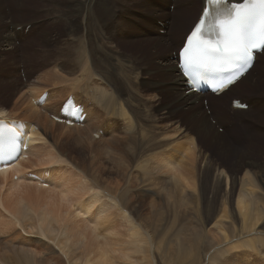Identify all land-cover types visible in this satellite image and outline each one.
Instances as JSON below:
<instances>
[{"label": "bare ground", "instance_id": "6f19581e", "mask_svg": "<svg viewBox=\"0 0 264 264\" xmlns=\"http://www.w3.org/2000/svg\"><path fill=\"white\" fill-rule=\"evenodd\" d=\"M162 1L175 3V0ZM205 1L202 0L199 15L182 44L180 45L178 38L175 39L179 40L173 43L176 47L183 46L187 35L201 16ZM185 2L187 7L178 8L174 16L170 10L164 11V15L158 11L155 12L157 16L153 15L166 24L173 18L172 29L170 30V25V31H166L165 36L136 32L140 27L139 22L130 18V30H123V37H117L108 28L112 20L107 26H103L96 19L94 26L97 44L89 49L88 60L80 57L76 61L81 76L73 80L68 91L58 94L42 88L37 94L40 86L31 82L28 93H20L10 107L12 110L0 109V119L21 120L28 126L34 125L37 128L29 156L7 172L0 173V207L6 214L5 219L0 215L3 218H0V264H118L117 260L120 259H129L134 263L133 253L144 251L149 257L144 264H154V254L158 249L156 228L145 222L141 216L145 212V216L152 215L156 220L165 216L162 220L170 228L177 219L185 223L183 227L181 223L178 224L181 227L179 231L186 230L185 233L194 238L189 264L264 263V138L256 141L258 146L255 150L252 144L240 145L239 153L234 151L233 162L238 167L233 173L225 166L214 167L212 180L215 185H223L224 189L217 197L222 203L221 208L213 217L211 203L203 210L206 196L204 197L200 184L193 179L195 172L201 171V168L212 167V160L209 153L202 154V148L194 136L189 137L187 132H183L180 117L185 114L187 120L197 119L195 111L201 105L196 104L204 94L196 93L187 86L178 67L180 48L175 61L173 54L167 53L170 50V38L166 40L167 35H180L193 19L190 5L194 1ZM24 3L27 5L23 6ZM34 3L37 5L38 2L31 5L26 1L17 2L16 5H11V9L20 7L23 17L27 11L32 12L27 16L34 13L36 15L37 11L30 10L32 7L26 9L35 5ZM176 3L180 5L181 0H176ZM83 5L85 3L79 6L82 25L86 20ZM21 11L19 14H22ZM6 22V19H0V24ZM10 22L12 21L7 23L8 29L0 35V49L10 56H17L22 52L19 53L20 60L32 63V54L37 56L44 48L37 46L39 40L34 36L26 37L28 42L17 47L15 42L24 37L18 28L22 24L13 23L10 26ZM33 22L40 23V20L34 19ZM155 23L157 24V19ZM161 28L165 29L161 26L156 30L157 33ZM160 32L164 30L161 29ZM79 33L82 34L81 30H72L67 34L76 41L80 39ZM107 42L112 44L106 46ZM70 45L72 44L68 43L62 49L66 56L71 55ZM30 47H35L31 55L26 53ZM99 49L105 52L104 58L98 56ZM59 51L57 50L58 55ZM120 52L124 53L125 62H121ZM263 55L264 52L258 54L246 76L222 94H205L209 96L208 103L222 104L231 92L238 93L245 84L250 85L255 78L250 79L251 74ZM57 57H52V61ZM74 60L73 58L70 62L72 68ZM143 65L147 68L145 72ZM261 68L264 72V65ZM114 75L118 76L121 84L116 82ZM159 77L163 78L158 79ZM38 80L51 85L66 81L62 74L55 72L49 73L45 78L39 77ZM260 80H264V74ZM7 82L0 80L2 96L3 86ZM6 88L10 92L15 91L11 87ZM44 92H48L46 101L38 103ZM260 93L252 94L246 111L234 108L231 110L237 137L247 138L245 144L251 143L253 138L258 139L255 135L256 127L264 126V94ZM71 95L84 105L88 114L81 125L67 126L52 118L53 115L60 116L62 104ZM6 101L5 104H9V99ZM201 102L204 106L205 98ZM218 107L219 110L222 109ZM215 127L211 123H203L202 128L199 127L203 131V142L207 141V135L214 140H211L213 145L219 138L221 140ZM253 131L255 134L251 137ZM185 138L186 143H182L181 140ZM221 155L226 160L230 156V150L222 151ZM30 171L35 172L36 177L30 178ZM14 176H17V180L12 179ZM73 176L78 177L77 185L73 183ZM76 187H88L93 192L87 202L80 206V210L75 204L74 207L80 213L89 214L94 209L95 220L106 219L104 223L107 225L111 212L115 210L128 227L130 239L121 241V237L113 231V222L106 228L100 225L105 228V233L104 230L97 232L96 240L90 236L89 239L86 233L89 221L70 224L67 217L71 213L64 204ZM3 189H8V193H4L5 197L1 195ZM75 192H78L77 189ZM74 194L72 193V198ZM79 199L77 201L81 202V198ZM79 212L75 215L77 219ZM228 213L232 221L223 219ZM235 214L240 220L239 224ZM210 219L212 226L207 223H210ZM90 229L94 231L91 227ZM122 233L126 235L123 231ZM33 234L36 237H32ZM112 235L119 240L112 239ZM101 238L104 243L100 242ZM90 240L98 245L91 244L88 242ZM87 242L91 249L89 253L85 250ZM201 246L203 250H200ZM118 252L122 257L116 255ZM255 253L262 254V257L249 261L255 258ZM140 257L143 261L142 256Z\"/></svg>", "mask_w": 264, "mask_h": 264}, {"label": "rangeland", "instance_id": "374dc122", "mask_svg": "<svg viewBox=\"0 0 264 264\" xmlns=\"http://www.w3.org/2000/svg\"><path fill=\"white\" fill-rule=\"evenodd\" d=\"M25 1L28 2V5H31L35 1L38 2L37 5L34 3L35 5L26 7V9H29V7H32V9L30 10L37 11L36 15L34 13V15L27 16V14L30 15L32 13L31 11H27L25 13V16L23 17L24 13H22L20 7L16 8L15 10L11 9V5H16L17 2H25ZM85 1L86 0H0V19H6L7 21L5 24H0V31H1L0 35L8 29L7 23L9 20H11L12 22H10V26L13 23L22 24L18 26V28L24 37L23 38L21 37L19 40L15 42L17 47H22L23 44L28 42L29 39H26V37L31 38L34 36L35 38H38L39 40V42L37 43V46L39 48H44V50L38 53L37 56H35V54H32L35 47L34 48L30 47V49L27 50L26 52L27 54L33 55V58L30 60V62L32 63H29V64H27V62L24 63L23 61L20 60L19 53L22 54V52H19L17 54L18 56L17 57L16 55L10 56L8 52L4 53L0 49V80L8 81L3 86V96L0 95V102H1L0 109L12 110L10 107H12L13 102L17 100L20 93L21 92H24L26 94L28 93L29 87H30L29 84L31 82H34L35 84L40 86V89L38 90L37 94L40 93L42 88H46L47 90H50V93L51 92L53 93L54 91V92H57L58 94H63L64 92L68 91L71 87V83L73 82V80L81 76V71H79L76 61H78L80 57L81 58L83 57L88 60L87 57L89 55V49L92 46L97 44L96 43L97 42L96 32H95V26H94L95 21L99 20V22L102 23L103 26H107L108 22L112 20V23L109 24L108 28L111 30V33L116 35L117 37H123L121 36L123 34L122 33L123 30H126V31H128L127 29L130 30L128 26V23H129L128 21L130 18L138 20L139 22L140 27L136 32L142 33V34H151L152 36H154L155 34L165 36L167 33L166 31H170L172 29L171 23L173 22V18L167 24L165 22H163L164 23L163 24L161 22V18L154 17V16H157L155 12L158 11V13H161L162 15H164L165 14L164 11L170 10L171 14H173L174 16V13L177 11L178 8H183L185 6L187 7L185 0H181L180 5L176 3V0L174 4H169L168 2H164L162 0H93V2L92 0H87L86 2ZM193 1L194 2H192V4L190 5L191 15H193L192 16L193 19L191 22L188 23V27L185 26L183 32L180 33V35H175L172 37H168L167 35L166 37L167 38L166 40L170 38L168 40V46H169V43L171 42V45L169 46L170 50L167 53L169 54L172 53L173 57H175V61L177 60L178 49L180 48V45L182 44L183 39L186 36V33H188L189 28L194 23V21L197 19L199 12H200L202 0H193ZM82 3H85L83 7L85 6V13H86V20L83 25L80 24L82 22V19L80 18V15H79V6ZM26 5L27 3L23 4V6H26ZM23 9L25 10V7H23ZM19 11H21L20 13L22 14H19ZM140 16L142 17L140 18ZM34 19H39L40 23L33 22ZM156 19H157V24L155 23ZM52 20H55V21L53 22ZM25 25H26V28L24 29ZM161 26L165 27V29L161 28L162 30H164V32H160L161 30L160 29L158 30V33H157L156 30L159 29ZM169 27H170V30H169ZM72 30H76V31L81 30L82 34L79 33L80 34L79 40L74 41L73 39L74 37H70L67 34L68 32ZM177 38L180 40V45L176 47L173 43L174 41H179V40H175ZM68 43L72 44L69 46V52L71 54L70 56H66V54L62 53V49ZM111 44L112 43H109V42L105 43L106 46H110ZM113 46H115V42H113ZM169 47L167 48V50L169 49ZM126 48L128 49V47ZM59 49L61 50L59 51ZM57 50L60 52V55H58ZM105 50H108V49H105ZM119 54L122 60L121 62H125L126 57L124 53L120 52ZM104 55H105V52L104 51L101 52V50L99 49L98 56L101 58H104ZM52 57H57V58H55V60L52 61ZM73 58L75 60H74L73 68H72L70 66V62L73 60ZM48 59L49 61L47 62ZM61 60H63V62H57ZM136 63L138 62L136 61ZM263 65H264V55L261 56V59L259 60L256 70L253 72V74H251L250 79L255 77L254 81L250 83V85L245 84L244 88L241 89L238 93L231 92L229 95H227L228 97L222 104H214V103L209 104L208 103L209 96L204 95L203 97L199 98L196 104V105H201V108L195 111V113L198 114L197 119L187 120L185 114L180 117L182 125L184 126L183 132L184 133L187 132V136L189 137L194 136L196 141H198L200 147L202 148V154L209 153L210 158L212 160V165H213L212 167H209L206 169L201 168V171L195 172L194 177H193V179H195V182L197 184L198 183L200 184L204 197L206 196L205 202L203 204V210L205 209V207L208 208L209 203H211V216L212 217L218 214V210L221 208L222 203L217 200V197L223 192V189H224L223 185L221 186L215 185V183L212 180V173L214 171V167L215 166H219V167L225 166L229 172L233 173L234 171L237 170V167H238L237 163L233 162V160L235 159L234 151L236 150L238 152L240 145L244 146V145H252V144L254 146L253 149L255 150L256 147L258 146L257 144H255L256 141L258 142L260 139L264 138V133H263L264 126L263 127L259 126V127H256V134L253 131V134L251 135L252 137L255 134L258 139L253 138L250 140L251 143L247 142L245 144L244 142H246V140L248 139L244 137L242 138L237 137V134H236L237 128H236V125L234 124L235 122L233 119L234 115L231 112L233 108L234 98H238L239 100L248 104L250 98L253 97L252 94H259V92H261L260 94L262 93L264 94V80H260L262 77V74H264L263 70L261 71L262 69L261 67ZM142 67L145 72V70L147 69L146 66L143 65ZM52 72L62 74L65 77L66 81L61 82L60 84L51 85L50 83H45V81L40 82V80H38L39 77L45 78L46 75ZM114 78L116 82L119 81V78L117 75H114ZM162 78L163 77H159L158 79H162ZM119 84H121L120 81H119ZM46 85H50V86H46ZM6 87H11L15 89V91L10 92V90H8ZM16 91H19V92L16 93ZM203 98H205V100L207 101V103H204V106H202L203 103L201 102ZM6 99H9V104L7 105L5 104L7 102ZM218 106L222 107V109L219 110ZM243 111H246V110H243ZM203 116H205L204 119H203ZM201 120H204L203 123H211L214 126H216L215 131H217L221 135V140L219 138V140L215 143V145H213L212 143L214 141L212 137L208 135H207V141H204V142L202 141L203 137L201 136V134L203 131L200 130V128H202L203 123H201L202 122ZM212 120H214V122ZM259 120H261V118H259ZM259 134L261 135L259 136ZM187 138L182 139L181 142L186 143ZM262 142H264V140ZM226 150H230V156L225 160L223 159L221 152L222 151L225 152ZM28 174L31 175V174H34V172L30 171ZM12 179L17 180L16 176L12 177ZM77 181H78V177L73 176V183L77 185ZM79 181L81 180L79 179ZM76 189L78 192H75ZM4 193L7 194L8 189L2 190L1 195L5 197L6 195ZM72 193L73 194L75 193L73 195V198H72ZM91 193L93 192H91L88 187H78V188L76 187L72 190V192L69 195L71 197H69L64 204L65 205L64 207H67L66 209L71 213V214L69 213L70 215H68L69 218L67 217V219L69 220L68 222L70 224L72 222V225H74L75 223L81 224L82 220H85L87 222L89 221L87 223L89 226L87 225L88 229H86V233H88V237L89 236L91 238L93 237L95 240L97 239L96 233L103 231V230L105 233V228L107 227V225L113 222L112 228L115 229L113 231L117 233V235H119L118 236L119 238L121 237V241L123 239H130L128 235L130 233L128 230V227L121 221L118 213L115 210L111 212L112 213L110 216L111 218H109V222L107 223V225L106 223H104L106 219L95 220L94 209L91 210L89 214H85V215L79 212V210L81 209L80 206L85 204V202H87ZM3 196H1V198ZM79 198H81V202H78L80 200ZM75 204L77 205L78 208L80 207L79 210L78 208L74 207L76 206ZM77 212L80 213V216L78 218L79 219L81 218V220L75 217ZM145 213L141 215L145 219V222L146 223L149 222L151 225H154L156 228L155 236L158 240V245H157L158 249L156 253L154 254V257H155V260H153L155 261L154 264L156 263L158 264H185V263L189 264V262H191L190 261L191 260L190 249L194 242V238L191 236V234L189 235L188 233H185L186 230L179 231L181 227H179L178 224L181 223L183 227L185 223L180 222V220L177 219L174 223H172V228H170V225L168 226L166 221L162 220V219H165V216L159 217L156 220L154 217H152V215L148 214L149 215L148 216L146 214L145 216ZM3 214H5V212L0 207V215L3 216V218L5 219L4 216H6V214L5 215ZM91 217L93 218V221ZM208 217L207 219L209 220ZM150 218H152L153 221ZM172 218H174V216ZM223 219L227 221H232V218L230 217L229 213L227 214V216L223 217ZM235 219H236L237 224H239L240 220L236 216V214H235ZM210 220H211L210 223L207 222L208 226H212L211 225L212 219ZM96 221H99V222H96ZM100 221L102 224H100ZM115 224H117V226H114ZM100 225H103L105 228L101 226L103 228L102 229ZM90 227L94 231H92ZM120 227H122L121 228L122 230L121 229L119 230ZM122 231L126 233L128 237L125 234H123ZM107 233L108 232H106V234ZM114 235H112L111 238L112 239L117 238L119 240V238L116 236L113 238ZM122 235H124L125 237ZM140 235H141V230H140ZM32 237H36V236L34 235ZM175 239H178V240L176 241ZM88 242L94 245H98L92 240ZM88 242L85 247L86 253H89L91 250L88 245ZM100 242L104 243V240L101 238ZM200 250H203L202 246L200 247ZM116 255L119 257H122L121 253L119 254V252ZM139 255L142 256V258L144 259L143 261L140 260L141 257ZM254 255H255V258L249 259V261L255 260L257 259V257H262V254H259V253H255ZM137 256L139 257L138 260H137ZM148 259H149L148 254L144 251L143 253H133L134 263L133 261H130L129 259H127L126 261L123 259H120V260H117V262L118 264H122V263L125 264L126 262H128L126 264H144L147 262ZM136 260L138 262H136Z\"/></svg>", "mask_w": 264, "mask_h": 264}, {"label": "snow or ice", "instance_id": "6c2138e0", "mask_svg": "<svg viewBox=\"0 0 264 264\" xmlns=\"http://www.w3.org/2000/svg\"><path fill=\"white\" fill-rule=\"evenodd\" d=\"M256 52H264V0H206L181 50V68L191 86L207 81L222 90L251 67ZM22 141L20 131L0 127V173L19 158Z\"/></svg>", "mask_w": 264, "mask_h": 264}]
</instances>
